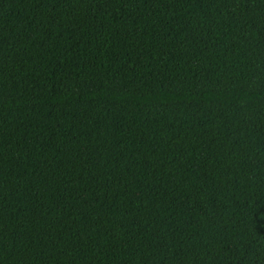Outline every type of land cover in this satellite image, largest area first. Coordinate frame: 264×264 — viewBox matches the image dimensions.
<instances>
[{
    "label": "trees",
    "instance_id": "obj_1",
    "mask_svg": "<svg viewBox=\"0 0 264 264\" xmlns=\"http://www.w3.org/2000/svg\"><path fill=\"white\" fill-rule=\"evenodd\" d=\"M0 264H264V0H0Z\"/></svg>",
    "mask_w": 264,
    "mask_h": 264
}]
</instances>
